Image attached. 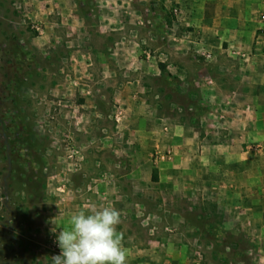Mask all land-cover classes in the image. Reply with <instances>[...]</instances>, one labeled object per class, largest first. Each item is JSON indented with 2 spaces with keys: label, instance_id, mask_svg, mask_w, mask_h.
Here are the masks:
<instances>
[{
  "label": "rangeland",
  "instance_id": "obj_1",
  "mask_svg": "<svg viewBox=\"0 0 264 264\" xmlns=\"http://www.w3.org/2000/svg\"><path fill=\"white\" fill-rule=\"evenodd\" d=\"M187 4L0 0V264H52L71 214L100 204L119 232L184 234L193 264L260 260L216 201L241 144L230 47L195 38ZM247 55L249 79L264 68L259 26Z\"/></svg>",
  "mask_w": 264,
  "mask_h": 264
},
{
  "label": "crops",
  "instance_id": "obj_2",
  "mask_svg": "<svg viewBox=\"0 0 264 264\" xmlns=\"http://www.w3.org/2000/svg\"><path fill=\"white\" fill-rule=\"evenodd\" d=\"M261 2L264 7L263 0H188L187 4L198 19L193 22L194 37L206 43L225 41L230 47L227 51L233 59L234 86L230 89L228 112L237 124L235 132L240 135L241 144L226 148L227 177L215 181L217 192L223 189L225 198L216 201L231 210L220 217L223 223H232L227 234L256 236V249L260 252L257 264H264V68H256L248 79L249 72L242 58L255 47L260 23L254 14L262 7ZM198 12L201 18L196 16ZM212 85L209 86L212 88ZM212 227L216 229L215 225ZM140 230L122 232L128 252L127 264L194 263L183 241L184 234L153 232L143 226Z\"/></svg>",
  "mask_w": 264,
  "mask_h": 264
},
{
  "label": "clouds",
  "instance_id": "obj_3",
  "mask_svg": "<svg viewBox=\"0 0 264 264\" xmlns=\"http://www.w3.org/2000/svg\"><path fill=\"white\" fill-rule=\"evenodd\" d=\"M120 212L104 204L73 212L57 236L61 249L52 264H127Z\"/></svg>",
  "mask_w": 264,
  "mask_h": 264
},
{
  "label": "built area",
  "instance_id": "obj_4",
  "mask_svg": "<svg viewBox=\"0 0 264 264\" xmlns=\"http://www.w3.org/2000/svg\"><path fill=\"white\" fill-rule=\"evenodd\" d=\"M263 4H264V0H263ZM259 23H260V29H261V30L263 31V33H264V10H263V12H261V14H260Z\"/></svg>",
  "mask_w": 264,
  "mask_h": 264
},
{
  "label": "trees",
  "instance_id": "obj_5",
  "mask_svg": "<svg viewBox=\"0 0 264 264\" xmlns=\"http://www.w3.org/2000/svg\"><path fill=\"white\" fill-rule=\"evenodd\" d=\"M160 69H161V72L162 73H165L166 72V66L165 65H163V64H160ZM155 173H156V171H155ZM155 181H157V175H155L154 176V178H153Z\"/></svg>",
  "mask_w": 264,
  "mask_h": 264
}]
</instances>
